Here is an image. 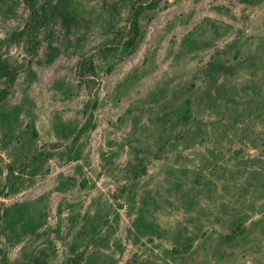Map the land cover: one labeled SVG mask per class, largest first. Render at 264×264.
<instances>
[{
	"label": "rangeland",
	"instance_id": "obj_1",
	"mask_svg": "<svg viewBox=\"0 0 264 264\" xmlns=\"http://www.w3.org/2000/svg\"><path fill=\"white\" fill-rule=\"evenodd\" d=\"M135 1L0 8V264H264V0Z\"/></svg>",
	"mask_w": 264,
	"mask_h": 264
},
{
	"label": "trees",
	"instance_id": "obj_2",
	"mask_svg": "<svg viewBox=\"0 0 264 264\" xmlns=\"http://www.w3.org/2000/svg\"><path fill=\"white\" fill-rule=\"evenodd\" d=\"M161 0H138L132 6L133 12L132 16L129 20V25L125 28L123 34L125 36L124 39L119 42V48L122 51L130 52L133 51L139 42L141 37V21L140 17L146 10H152L158 7ZM11 0H0V8L4 4H8ZM37 0H29V9L30 12L28 14V18L24 26L14 32L12 37L14 40H36L38 38V33L41 28H48L49 24L58 16L61 18L66 24H70L73 20L72 15L67 10V5H64L61 0L54 1L47 0L44 1L41 5L37 4ZM9 9V8H8ZM39 42V40H37ZM1 44V43H0ZM56 48L52 47L50 49V53L48 54L47 60L51 61L56 55L54 50ZM91 70H94V67L91 66ZM0 74L7 75L8 80L11 82L15 79V72H13L8 64V62L0 59ZM7 95V90L0 91V100L2 101ZM188 115V114H187ZM86 130V126H83L80 129V132H84ZM81 258L78 256L74 259L73 264H80Z\"/></svg>",
	"mask_w": 264,
	"mask_h": 264
}]
</instances>
